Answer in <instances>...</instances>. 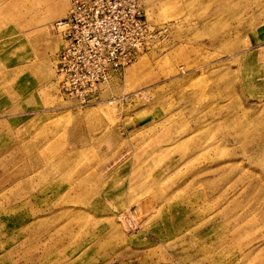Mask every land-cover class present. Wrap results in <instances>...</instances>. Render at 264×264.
Instances as JSON below:
<instances>
[{
  "label": "rangeland",
  "instance_id": "rangeland-1",
  "mask_svg": "<svg viewBox=\"0 0 264 264\" xmlns=\"http://www.w3.org/2000/svg\"><path fill=\"white\" fill-rule=\"evenodd\" d=\"M70 8L0 0V264H264V0H142L156 38L86 106Z\"/></svg>",
  "mask_w": 264,
  "mask_h": 264
},
{
  "label": "built area",
  "instance_id": "built-area-1",
  "mask_svg": "<svg viewBox=\"0 0 264 264\" xmlns=\"http://www.w3.org/2000/svg\"><path fill=\"white\" fill-rule=\"evenodd\" d=\"M64 40L56 65L60 91L86 106L113 74L126 69L156 38L142 0H71L55 23Z\"/></svg>",
  "mask_w": 264,
  "mask_h": 264
},
{
  "label": "bare ground",
  "instance_id": "bare-ground-1",
  "mask_svg": "<svg viewBox=\"0 0 264 264\" xmlns=\"http://www.w3.org/2000/svg\"><path fill=\"white\" fill-rule=\"evenodd\" d=\"M40 23V22H39Z\"/></svg>",
  "mask_w": 264,
  "mask_h": 264
}]
</instances>
